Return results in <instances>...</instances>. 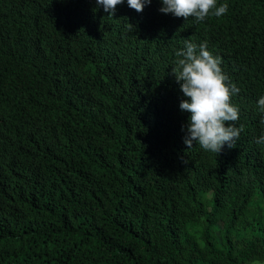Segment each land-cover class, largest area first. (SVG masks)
I'll return each mask as SVG.
<instances>
[{"label": "trees", "instance_id": "16d2710c", "mask_svg": "<svg viewBox=\"0 0 264 264\" xmlns=\"http://www.w3.org/2000/svg\"><path fill=\"white\" fill-rule=\"evenodd\" d=\"M220 3L0 0V264H264V0ZM185 40L239 88L218 154L183 142Z\"/></svg>", "mask_w": 264, "mask_h": 264}, {"label": "clouds", "instance_id": "9594fccd", "mask_svg": "<svg viewBox=\"0 0 264 264\" xmlns=\"http://www.w3.org/2000/svg\"><path fill=\"white\" fill-rule=\"evenodd\" d=\"M103 7L108 16L113 18L116 8L124 0H95ZM152 0H127V5L136 12H142L145 5ZM159 11L171 13L184 20L194 18L203 22L210 17H222L228 12L226 3L218 4V0H160ZM129 27H134L129 24ZM223 59L208 50L206 41L199 44L185 40L184 47L175 51L172 72L179 84L185 99H181L179 108L190 113L183 138L187 149L193 143L203 150L218 154L223 147L236 146L243 131L237 126L239 108L233 104L232 97L239 93V88L229 81L228 75L221 67ZM257 106L264 112V95L260 96ZM264 143V134L255 141Z\"/></svg>", "mask_w": 264, "mask_h": 264}]
</instances>
